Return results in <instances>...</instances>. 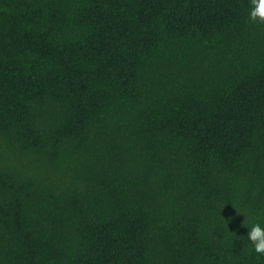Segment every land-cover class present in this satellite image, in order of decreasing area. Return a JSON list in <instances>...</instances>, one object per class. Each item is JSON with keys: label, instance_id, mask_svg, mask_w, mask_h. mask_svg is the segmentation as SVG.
I'll return each instance as SVG.
<instances>
[{"label": "trees", "instance_id": "obj_1", "mask_svg": "<svg viewBox=\"0 0 264 264\" xmlns=\"http://www.w3.org/2000/svg\"><path fill=\"white\" fill-rule=\"evenodd\" d=\"M250 7L0 0V264H264Z\"/></svg>", "mask_w": 264, "mask_h": 264}, {"label": "clouds", "instance_id": "obj_2", "mask_svg": "<svg viewBox=\"0 0 264 264\" xmlns=\"http://www.w3.org/2000/svg\"><path fill=\"white\" fill-rule=\"evenodd\" d=\"M248 15L253 23L264 24V0H251ZM246 215L252 214L246 213ZM245 223L247 231L244 235L251 241L256 253L264 254V221L260 219H249Z\"/></svg>", "mask_w": 264, "mask_h": 264}]
</instances>
